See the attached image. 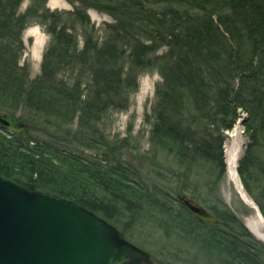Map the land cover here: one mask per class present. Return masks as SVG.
Masks as SVG:
<instances>
[{
  "label": "trees",
  "instance_id": "trees-1",
  "mask_svg": "<svg viewBox=\"0 0 264 264\" xmlns=\"http://www.w3.org/2000/svg\"><path fill=\"white\" fill-rule=\"evenodd\" d=\"M25 1L0 0V112H23L26 124L20 134L0 126V177L74 201L117 228L147 213L166 236L200 242L225 264H264V244L229 209L213 213L220 225L189 218L162 186L148 193L121 161L92 154L109 146L99 124L128 111L140 76L157 71L147 122L154 152L222 176V134L242 110L252 141L239 175L251 194L250 183L264 191V0H67L71 11L29 0L22 11ZM90 9L114 21L99 28ZM33 24L50 36L36 78L22 63Z\"/></svg>",
  "mask_w": 264,
  "mask_h": 264
},
{
  "label": "rangeland",
  "instance_id": "rangeland-1",
  "mask_svg": "<svg viewBox=\"0 0 264 264\" xmlns=\"http://www.w3.org/2000/svg\"><path fill=\"white\" fill-rule=\"evenodd\" d=\"M28 5L29 0H26L21 10L24 11ZM47 7L52 10L67 11L75 8L67 0H48ZM88 14L91 21L99 28H102L104 23L114 21L108 14L93 9H90ZM23 41L25 51L22 63L30 64L31 77L36 78L41 73L42 58L50 36L40 25L33 24L23 33ZM161 80L157 71L147 72L140 76L139 88L130 100L129 110L108 115L99 124L98 131L95 129L106 137L109 146L98 149L92 154H99L101 158L104 155L108 159L111 157L121 161L132 177L143 184L148 193L155 194L154 185L162 186L176 208H179L178 198L189 195L213 216L216 215L213 213L229 209L243 225L247 226L249 232L264 244V223L259 220L256 210L244 200L236 181L233 180L234 153L239 152L241 158L238 161L237 173L240 183L263 216L260 203L264 207V191L250 183L251 194L244 186L238 171L239 163L248 153L252 141L246 123L247 113L239 110V119L234 128L222 134L224 137L222 150L226 167L222 176L220 175L221 169L218 167L213 173L209 172L207 165L197 163L194 159L180 160L162 149L155 153L151 147V126L147 122L153 120L155 90L157 83ZM17 116L22 118L24 114L20 112ZM76 126L77 123L73 128ZM34 127H36L35 124ZM41 131L48 137L49 134L44 129ZM255 152L258 154L257 151ZM144 208L149 209L148 206ZM146 214H142L134 224L128 218H121L117 223L119 229L115 227L119 232L123 231L126 240L148 252L153 258L152 264H225L226 258L224 259L223 256L220 260L218 257L221 255L220 252L211 254V257L206 255V249L198 247L201 245L200 242H197L198 246H194L190 241L176 235L166 236L163 229L157 223L150 221L149 215ZM217 225H220V222ZM249 225L257 229L259 236L250 230ZM197 233L211 239L205 232L198 230Z\"/></svg>",
  "mask_w": 264,
  "mask_h": 264
},
{
  "label": "water",
  "instance_id": "water-1",
  "mask_svg": "<svg viewBox=\"0 0 264 264\" xmlns=\"http://www.w3.org/2000/svg\"><path fill=\"white\" fill-rule=\"evenodd\" d=\"M0 126L20 134L25 123L0 112ZM179 202L204 222L219 223L189 195ZM151 255L76 202L0 177V264H152Z\"/></svg>",
  "mask_w": 264,
  "mask_h": 264
},
{
  "label": "bare ground",
  "instance_id": "bare-ground-1",
  "mask_svg": "<svg viewBox=\"0 0 264 264\" xmlns=\"http://www.w3.org/2000/svg\"><path fill=\"white\" fill-rule=\"evenodd\" d=\"M234 156H235V160H234V161H235V164H234V168H233V170H232V172H233V180L236 181L235 183H237V187L239 188V191H240L241 195L243 196L244 200H245L248 204H250V205L252 206V208H254V209L256 210V212H257V216H258L259 220H260L261 222L264 223V218H263V216L261 215V213H260V211L258 210L257 206H256V205H255L250 199H249V197L247 196L245 190L243 189L242 184L240 183L239 176H238V173H237V165H238V161H239L240 158H241L239 152H235V153H234ZM249 228H250V230H251L255 235L259 236V234L257 233L258 231H257V229H256L254 226L249 225Z\"/></svg>",
  "mask_w": 264,
  "mask_h": 264
},
{
  "label": "flooded vegetation",
  "instance_id": "flooded-vegetation-1",
  "mask_svg": "<svg viewBox=\"0 0 264 264\" xmlns=\"http://www.w3.org/2000/svg\"><path fill=\"white\" fill-rule=\"evenodd\" d=\"M187 210V209H186ZM187 212H188V216H189V218L191 217V218H197V217H195L192 213H190L188 210H187ZM210 212V211H209ZM97 215V214H96ZM198 219V218H197ZM200 220V219H199ZM202 222H204V221H202ZM209 223V222H208ZM111 224V223H110ZM212 224H219V223H212ZM142 249V248H141Z\"/></svg>",
  "mask_w": 264,
  "mask_h": 264
}]
</instances>
